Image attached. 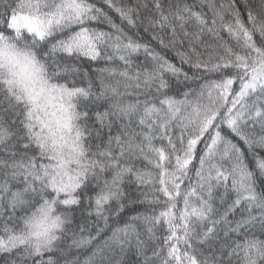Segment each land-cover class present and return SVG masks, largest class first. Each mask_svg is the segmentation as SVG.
Instances as JSON below:
<instances>
[{"label": "snow or ice", "instance_id": "1", "mask_svg": "<svg viewBox=\"0 0 264 264\" xmlns=\"http://www.w3.org/2000/svg\"><path fill=\"white\" fill-rule=\"evenodd\" d=\"M0 264H264V0H0Z\"/></svg>", "mask_w": 264, "mask_h": 264}]
</instances>
